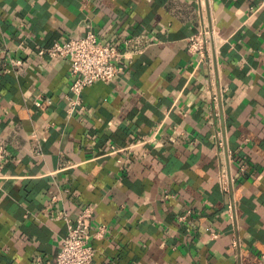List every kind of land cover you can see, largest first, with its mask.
<instances>
[{"label":"crops","instance_id":"1","mask_svg":"<svg viewBox=\"0 0 264 264\" xmlns=\"http://www.w3.org/2000/svg\"><path fill=\"white\" fill-rule=\"evenodd\" d=\"M90 31L139 50L71 108L39 49ZM0 145V264L55 260L86 205L92 264H264V0H0Z\"/></svg>","mask_w":264,"mask_h":264},{"label":"built area","instance_id":"2","mask_svg":"<svg viewBox=\"0 0 264 264\" xmlns=\"http://www.w3.org/2000/svg\"><path fill=\"white\" fill-rule=\"evenodd\" d=\"M140 37L124 38L121 42H105L92 31L86 35L73 36L66 39H56L51 45L41 47L40 55H47L50 59H68L70 73L73 77L70 98L71 108L80 106L84 108L83 92L97 81H112L123 69L121 60L126 57V49H137ZM210 34L204 27L188 38V51L203 62L209 54ZM21 61H13L19 64ZM40 104V102H37ZM11 153L7 147L0 145V165ZM225 183V182H224ZM228 185L225 187L227 188ZM67 222V234L63 239L61 249L55 260L47 264H92L95 248L90 243L94 207L86 205L82 208L76 219L64 216ZM105 226L96 232L102 237Z\"/></svg>","mask_w":264,"mask_h":264}]
</instances>
